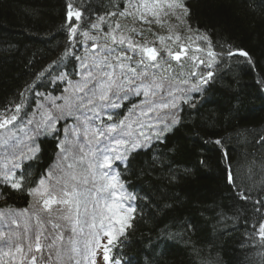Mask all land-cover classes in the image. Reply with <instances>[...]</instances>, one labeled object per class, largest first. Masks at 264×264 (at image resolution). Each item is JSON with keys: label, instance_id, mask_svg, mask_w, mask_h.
<instances>
[{"label": "trees", "instance_id": "trees-1", "mask_svg": "<svg viewBox=\"0 0 264 264\" xmlns=\"http://www.w3.org/2000/svg\"><path fill=\"white\" fill-rule=\"evenodd\" d=\"M184 3L189 14L183 23L177 20L180 35H206L205 47L210 42L211 50L222 55L204 91L191 94L195 107L181 100L171 110L180 122L166 140L138 149L127 166L115 162L126 191L135 196L130 202L136 211L132 226L111 246L109 262L264 264L258 234L264 219V0ZM69 4L82 12L80 21L72 18L77 33L71 39ZM113 4L122 0H0V117L10 118L20 105L17 117L23 119L40 94L62 93L65 80L73 81L78 72L76 57L89 47L82 33L107 31L106 24L98 31L91 24L97 13L114 10ZM66 49L70 54L65 55ZM229 50L237 54L228 56ZM61 73L67 79H57ZM139 99L124 102L120 116ZM63 124L59 119L55 134L38 136L35 158L15 168L17 177H26L23 190L0 183V209L30 204L28 193L52 165ZM229 172L234 184L228 182ZM241 192L250 199H241Z\"/></svg>", "mask_w": 264, "mask_h": 264}, {"label": "snow or ice", "instance_id": "snow-or-ice-1", "mask_svg": "<svg viewBox=\"0 0 264 264\" xmlns=\"http://www.w3.org/2000/svg\"><path fill=\"white\" fill-rule=\"evenodd\" d=\"M68 8L71 39L77 33L72 18L80 21L82 12L73 10L71 4ZM112 8L114 10L106 11L104 15L97 13L96 22L91 24V28L97 31L100 25H107V32L102 37L105 43H93L92 48L96 54L90 62L80 64L81 71L76 75H79L81 80L73 85L74 95L64 97L67 115H64V107L54 105L61 112V116L53 117L49 113L34 130L36 135H40L42 131L55 134L56 121L72 117L78 122L73 127V132L83 135L87 148L81 144V155L73 156L65 148V144L70 143L67 136L57 145L62 163L70 157L73 162L67 164V169L61 167L62 175L59 177H54L53 171L49 170L47 177L39 181V187L29 191V195L42 198V208L32 213L35 224L25 223L22 231L19 230V225L17 230L0 231V255L9 257L10 264H72L73 261L75 264H82L91 260L101 249L103 260L107 264L111 246H115L119 238L132 226L131 220L136 211L130 203H126L135 199V196L126 191L120 173L113 171L119 168V164L115 162L119 161L127 166L132 153L148 146L152 140H166L167 133L180 122L178 115L171 111L179 107L174 92L183 93L179 99L195 107L191 94L202 93L203 86L213 78V72L208 71L199 75L190 88H179L173 82L178 77L171 76L170 61L180 62L182 55L187 56L186 49L189 46L180 45L179 51L174 52L171 48L152 47L150 45L153 41L143 39L145 32L156 35L152 32L153 26L163 29L172 18L183 23L189 14L184 0H122V4H113ZM121 18L131 19V25L122 26L119 22ZM169 32L167 37L156 36V39L161 44L165 40L180 41L179 35L171 33V30ZM82 35L92 40L100 38L91 36L88 32ZM138 37L141 39L138 40ZM199 39L207 41L208 37L205 35ZM196 51L203 49L197 47ZM165 52L168 59L164 58ZM68 54L70 53L66 49L65 55ZM226 54L233 56L237 53L229 50ZM238 54L248 56L243 50H238ZM218 55L222 54L212 51L209 42L207 59L196 55H192L190 59L193 62L198 60L199 65L211 69ZM76 59L81 60L79 56ZM162 63L168 65L167 69H164L167 75L161 73ZM43 75V72L40 73V76ZM190 75L197 77L195 71ZM57 79L64 80L67 76L61 73ZM179 83L188 84L189 81L179 80ZM67 91L68 89H65V92ZM141 96L144 99L140 104L133 105L130 111L139 109L143 116L156 112L158 119L156 125H149L152 128L151 136L140 132L134 137L132 124L127 122L128 118L115 120L114 117L120 116L118 110L124 107V102H131L132 97ZM164 110L171 114L160 118V112ZM19 112L20 105H16L15 114L0 121V128L12 124ZM105 116L110 123L105 121ZM139 127L143 128L144 125L140 123ZM261 139L264 140V137ZM71 143L75 146V142ZM215 143L220 145L221 141L216 140ZM37 151L38 149L29 148L30 155L22 153L16 157L17 163L13 168L21 167L20 160L34 159ZM85 164L87 167L78 173L77 167ZM53 179L55 183H52ZM227 179L230 184H234L231 172L228 173ZM25 180L23 173L17 177V174L9 169L0 173V183L5 188L23 190ZM240 197L250 199L243 192ZM54 205L58 207L54 208ZM258 234L264 241V221L259 223ZM103 238L107 239L106 243H102ZM163 239L159 238L158 243H162ZM92 264H95V261H92Z\"/></svg>", "mask_w": 264, "mask_h": 264}, {"label": "rangeland", "instance_id": "rangeland-1", "mask_svg": "<svg viewBox=\"0 0 264 264\" xmlns=\"http://www.w3.org/2000/svg\"><path fill=\"white\" fill-rule=\"evenodd\" d=\"M124 25H131V19L130 21H128V23H124ZM153 28H156L157 30L153 32L156 34L155 36L151 33L145 32L144 37H143V39L145 40L153 41V43L150 46L156 47L158 49L171 48L174 52L179 51L180 45L189 46L186 49L187 56L182 55L180 62H177L174 60L170 61L172 65L171 76L173 78L178 77V79H175L173 82L179 88H184V89L190 88L192 84L197 81L199 75H202L208 71H211V69L205 67L204 65H199L198 60L193 62L190 59L192 55H196L198 57L207 59L208 49L204 45L205 40L199 39V37H202V35H198L194 33V31L190 32L189 35H186V34L180 35L181 30L179 29V25L175 18L170 19L168 25L163 29L157 28L155 26H153ZM169 30H171V33L179 35L180 41L175 42L174 40L173 41L165 40V42L161 44V42L158 39H156V36L167 37L170 34ZM106 32L107 31H104V32L98 31L97 34L89 33V35L91 36H94V37L98 36L100 38L95 39V40H92V39L87 40L86 43H88L89 47L83 53L79 55L81 60H78V64H79L78 72L81 71L80 64L82 62H90L93 55L96 54L95 50L92 48L93 43L104 44L103 42H105V40L102 37L104 36ZM197 47H199L200 49H203V51L197 52L196 51ZM164 58L168 59L166 52L164 53ZM174 63H177V67L175 66ZM181 64H182V67H181ZM195 65H199V66H195ZM167 67H168L167 64H164V63L161 64L162 74L164 75L168 74L167 72H164V69H167ZM176 68H179L181 72H178V74H176L175 73V71L177 70ZM192 71H195L197 73V77H192L190 75ZM80 80H81V77L79 75H76L73 81H68V79L65 80L66 84H65L64 91L60 93L59 95L52 96L50 94H46V95L40 94L38 97L41 96V98L37 100V103L35 106H33L32 110L29 113L30 114L29 116L23 119L22 118L20 119L19 117H17V119L13 121L12 124L7 125L5 128H0V173H2L5 169L15 171V168H13V165L17 163L16 157H19L22 153L30 155V153L28 152L29 148L36 149L35 143H36L37 137L47 133V132L42 131L40 135H36L34 130L36 129L37 124L43 122L49 113L53 117L61 116V112L54 105H59L61 107H64V115H67V108L65 107L64 97H72L74 95L73 85H75L76 82ZM179 80H188L189 83L180 84ZM65 89H68V91L65 92ZM174 95L177 97V103L181 101V99L179 98L183 96V93L176 91L174 92ZM143 99H144L143 96H141L139 99V102H137L136 105L140 104V101ZM167 99H171V97H167ZM166 114L170 115L171 113L168 110L161 111L160 118H164ZM125 117L128 118L127 122L132 124V130H133L134 137L138 136L140 132H143L147 136H151L152 128H150L149 125H156L157 119H158L156 112H151L147 116H143L141 115L139 109H135L134 112L129 110L124 115L119 116V117H114V119L119 120V119H124ZM0 119H3V118L0 117ZM104 119L106 122H109L107 121L106 116L104 117ZM30 120L32 121L31 124L29 123ZM62 120L64 121V124L62 125V128H61V136L59 139V143L61 141H64L65 137L67 136V140L70 143H66L65 148H67L73 154V156L81 155L79 151V146L81 144H84L85 148H87V145L85 144L84 137L82 134L76 135L73 132V127L76 126L78 122L72 117H69L66 120L65 119H62ZM134 121H139V123H133ZM57 122L58 120L56 121V124ZM140 123L144 125L143 128L139 127ZM56 124H55V127H56ZM66 128H67V133H66ZM30 137L31 139H29ZM141 139L143 138L141 137ZM71 142H75V146ZM59 153H60V149L58 148V151L55 155V159L43 178L47 177L49 170L53 171L54 177L61 176L62 175L60 171L61 167L67 169V164L73 162V158L70 157L69 160L64 161L62 163ZM86 167H87L86 164L82 166H78L76 171L79 173L82 171L83 168H86ZM113 171H115V169H113ZM52 183H55V179L52 180ZM38 187H39V183L36 185L35 188H38ZM126 203H130V205L132 206L130 201ZM42 206H43L42 198L37 195H31V202L24 209H18V210L17 209L16 210L0 209V231L7 232L10 229L17 230L18 225H19V230L22 231L23 225L25 223L35 224V217L32 216V213L34 211L41 209ZM53 207L55 208L58 206L54 205ZM13 221H15V223ZM106 242H107V239L103 238L102 243H106ZM92 261H95V264H106V262L103 260V250L102 249L99 250L97 254L91 258V260L84 261L82 262V264H92ZM0 264H10V258L0 255ZM72 264H75V261H73ZM107 264H115V263L108 261Z\"/></svg>", "mask_w": 264, "mask_h": 264}]
</instances>
